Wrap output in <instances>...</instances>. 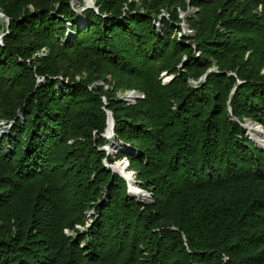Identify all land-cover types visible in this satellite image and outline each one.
<instances>
[{
    "label": "trees",
    "instance_id": "1",
    "mask_svg": "<svg viewBox=\"0 0 264 264\" xmlns=\"http://www.w3.org/2000/svg\"><path fill=\"white\" fill-rule=\"evenodd\" d=\"M71 1L0 0V264H264V0Z\"/></svg>",
    "mask_w": 264,
    "mask_h": 264
},
{
    "label": "water",
    "instance_id": "2",
    "mask_svg": "<svg viewBox=\"0 0 264 264\" xmlns=\"http://www.w3.org/2000/svg\"><path fill=\"white\" fill-rule=\"evenodd\" d=\"M74 1H78V0H72V4L74 3ZM190 1V0H189ZM208 1V0H207ZM210 1V0H209ZM92 8V7H95V4H87L84 0V5L81 9H79L78 11L81 13L84 9L86 8ZM188 12H182V15H186ZM0 16L5 18L8 23L10 21V18L7 17L3 12L0 11ZM184 32L185 33H193L192 30H186L184 28ZM3 36L4 34H1L0 35V42H2L3 40ZM211 70V69H210ZM207 74H205L202 79H205ZM173 78V76H168L166 75V78L165 79V82H168L170 81L171 79ZM241 84V81L238 82V84L233 88V91L232 93H234V91L237 89V87ZM144 95V94H143ZM140 98V95H139V92L137 90H130V91H127L126 93H124L123 95H121L119 98H118V101H121V102H127V103H134L136 102L138 99ZM106 99V98H105ZM230 110L232 111L231 107H230ZM107 113H108V126L106 128V131L105 133H103V136L107 139L108 137V133H110L109 137L112 138V141L108 144H105L104 146L101 147V149H104L107 151V154L108 155H112V152L110 151V148H116L115 150V153L118 152V149L120 148V143L117 141L116 139V132H115V119H114V116H113V112L111 110H107ZM242 125L246 128V131H247V134L250 138V140L256 145V147H258L259 149L263 150L264 151V148H261L258 146V144L253 140L252 136L250 135L249 133V127L250 126H253V125H256L258 127L261 128V130L263 131L264 133V127L261 123L259 122H256V121H253V120H247L246 122H242ZM106 165L109 166L112 171L114 173H119L124 179H126V181L128 182V194L132 196V192H133V189L135 187H139L141 191H143L146 195H147V199L146 200H141L139 198H137L136 200L138 201V203L140 204H143V205H146V204H150V203H153V193L150 192V191H147L146 189L142 188V182L141 181H138L136 180V177L138 176V172L136 171H133V170H128V167L130 165V161L128 159V157H125L123 158L122 160H118L116 161L115 163H108L106 161ZM121 166V168L123 170H120L118 167L116 166ZM124 171L125 172H130L131 173V177H134L131 179V177H128L124 174Z\"/></svg>",
    "mask_w": 264,
    "mask_h": 264
},
{
    "label": "bare ground",
    "instance_id": "3",
    "mask_svg": "<svg viewBox=\"0 0 264 264\" xmlns=\"http://www.w3.org/2000/svg\"><path fill=\"white\" fill-rule=\"evenodd\" d=\"M85 2L87 4H95L96 0H85ZM249 133L250 135L252 136L253 140L258 144L259 147L261 148H264V133L263 131L261 130L260 127L256 126V125H253V126H250L249 127ZM110 135V133H108ZM107 137V143L109 144L111 141H112V138L111 137ZM115 150L116 148H110V151L112 152V154H115ZM118 167L120 170H123L121 168V166H116ZM124 174L128 177H131V173L130 172H125L124 171ZM134 178V177H131V179ZM133 197L135 198H139L141 200H146L147 199V195L140 190L139 187H135L133 189V192L131 193Z\"/></svg>",
    "mask_w": 264,
    "mask_h": 264
},
{
    "label": "rangeland",
    "instance_id": "4",
    "mask_svg": "<svg viewBox=\"0 0 264 264\" xmlns=\"http://www.w3.org/2000/svg\"><path fill=\"white\" fill-rule=\"evenodd\" d=\"M72 3V2H71ZM83 5H84V0H78V1H74V3H73V6L77 9V10H79V9H81L82 7H83ZM88 8V7H87ZM86 8V9H87ZM86 9H84V10H86ZM190 11H193V9L191 8L190 9ZM80 13V12H79ZM181 16L182 17H185L186 15H182V13H181ZM182 26L186 29V30H191L188 26H187V23H185V22H183L182 23ZM185 33V32H184ZM187 36H191L193 33H185ZM165 78H166V75H165ZM123 95V94H122ZM4 131H5V128L4 127H2V128H0V136L4 133ZM116 154V153H115ZM115 154H113V155H115Z\"/></svg>",
    "mask_w": 264,
    "mask_h": 264
},
{
    "label": "built area",
    "instance_id": "5",
    "mask_svg": "<svg viewBox=\"0 0 264 264\" xmlns=\"http://www.w3.org/2000/svg\"><path fill=\"white\" fill-rule=\"evenodd\" d=\"M139 95H140V98H143V97H144V95H143L142 93H140V92H139ZM78 227H79V228H83L81 225H78ZM66 232H68V233H69V231H68V230H66Z\"/></svg>",
    "mask_w": 264,
    "mask_h": 264
}]
</instances>
